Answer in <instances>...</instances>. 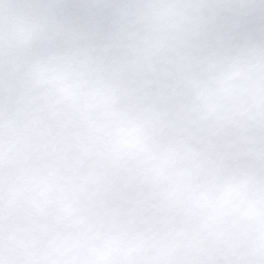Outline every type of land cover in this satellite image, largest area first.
I'll list each match as a JSON object with an SVG mask.
<instances>
[{
	"label": "snow or ice",
	"instance_id": "obj_1",
	"mask_svg": "<svg viewBox=\"0 0 264 264\" xmlns=\"http://www.w3.org/2000/svg\"><path fill=\"white\" fill-rule=\"evenodd\" d=\"M0 264H264V0H0Z\"/></svg>",
	"mask_w": 264,
	"mask_h": 264
}]
</instances>
